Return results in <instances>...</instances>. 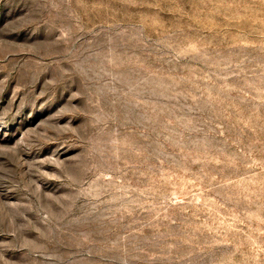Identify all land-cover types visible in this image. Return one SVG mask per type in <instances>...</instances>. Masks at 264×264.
Instances as JSON below:
<instances>
[{
  "label": "rangeland",
  "instance_id": "rangeland-1",
  "mask_svg": "<svg viewBox=\"0 0 264 264\" xmlns=\"http://www.w3.org/2000/svg\"><path fill=\"white\" fill-rule=\"evenodd\" d=\"M0 264H264V0H0Z\"/></svg>",
  "mask_w": 264,
  "mask_h": 264
}]
</instances>
